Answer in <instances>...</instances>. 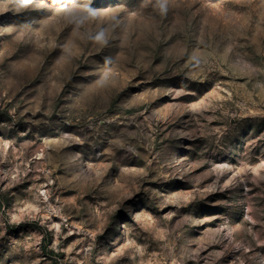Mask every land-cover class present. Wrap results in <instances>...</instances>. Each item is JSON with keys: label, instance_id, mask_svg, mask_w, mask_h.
Here are the masks:
<instances>
[{"label": "rangeland", "instance_id": "374dc122", "mask_svg": "<svg viewBox=\"0 0 264 264\" xmlns=\"http://www.w3.org/2000/svg\"><path fill=\"white\" fill-rule=\"evenodd\" d=\"M0 264H264V0H0Z\"/></svg>", "mask_w": 264, "mask_h": 264}]
</instances>
